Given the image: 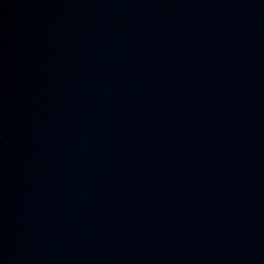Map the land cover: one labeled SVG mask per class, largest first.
Wrapping results in <instances>:
<instances>
[{
  "label": "water",
  "instance_id": "1",
  "mask_svg": "<svg viewBox=\"0 0 264 264\" xmlns=\"http://www.w3.org/2000/svg\"><path fill=\"white\" fill-rule=\"evenodd\" d=\"M0 264H264V0H0Z\"/></svg>",
  "mask_w": 264,
  "mask_h": 264
}]
</instances>
